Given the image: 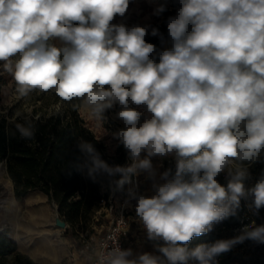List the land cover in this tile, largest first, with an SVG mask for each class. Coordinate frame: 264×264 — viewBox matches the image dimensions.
<instances>
[{
    "label": "clouds",
    "instance_id": "1",
    "mask_svg": "<svg viewBox=\"0 0 264 264\" xmlns=\"http://www.w3.org/2000/svg\"><path fill=\"white\" fill-rule=\"evenodd\" d=\"M174 2L165 37L151 24L113 23L130 0H0V62L20 97L54 91L102 125L118 109L123 127L112 135L128 162L110 164L80 138V167L93 180L119 177L115 189L125 205L135 201L155 251L117 242L97 264H217L245 241L264 244V224L253 222L232 238L188 247L236 215L242 200L254 214L264 208V175L246 185L264 157V0ZM165 11L159 3L152 15ZM154 159L174 165L161 172ZM141 175L150 193L139 190Z\"/></svg>",
    "mask_w": 264,
    "mask_h": 264
},
{
    "label": "rangeland",
    "instance_id": "2",
    "mask_svg": "<svg viewBox=\"0 0 264 264\" xmlns=\"http://www.w3.org/2000/svg\"><path fill=\"white\" fill-rule=\"evenodd\" d=\"M159 3H166L167 8L175 9L176 13L177 5L174 0H130L126 14L123 17L117 16L113 23L124 24L128 27L151 24L158 26L161 31H167L166 20L169 16L167 17L165 12L159 17L152 15ZM160 46L159 40L157 47ZM0 85L2 87L0 112L7 113L10 110H14L15 113L21 110L30 112L39 106L47 112H57L68 103L57 96L54 91L46 92L49 96L44 98H41L43 93L38 91H34L28 97H20L16 91V82L12 74L3 68V62H0ZM117 110H109L106 113L109 118L108 122L102 125L90 117L81 102L79 104V111L89 122L98 138L106 144L107 152L115 157L123 156L119 164L124 165L128 162L127 151L112 135L123 127L122 122L115 119ZM153 163L161 172L174 165L171 159L163 161L154 159ZM249 171L251 176L246 185L251 187L264 175V157L254 163ZM139 178L142 181L140 191L150 193L151 182L147 181L143 175ZM218 180L221 184L227 183L223 174L218 177ZM111 193L112 189L108 200L102 202L99 210L83 226L71 228L68 223L62 226L58 224V219H63L58 214L57 205L50 201L43 192L32 190L26 196L17 199L12 181L6 169L2 167L0 171V229L8 228L9 235L18 243V249L38 264H85L97 239L117 213L123 212L130 220L133 219L131 223L134 228L144 231L135 218V201L131 205H125V192L116 190L115 198L111 197ZM253 222L256 225L264 224V208H261L258 214H254L248 210L242 200L241 208L236 215L217 224L210 233L193 238L188 247L194 248L202 243L211 244L217 240L232 238L244 226L251 227ZM11 258L12 255H9L5 261ZM3 260L0 258V263ZM216 260L217 264H264V244L245 241L218 256Z\"/></svg>",
    "mask_w": 264,
    "mask_h": 264
},
{
    "label": "trees",
    "instance_id": "3",
    "mask_svg": "<svg viewBox=\"0 0 264 264\" xmlns=\"http://www.w3.org/2000/svg\"><path fill=\"white\" fill-rule=\"evenodd\" d=\"M165 14L175 15V9L167 8ZM161 33L167 36L166 30ZM146 40L157 45L160 39L149 35ZM1 88L0 85V93ZM48 96L43 93L41 98ZM79 104V100L73 99L57 112H47L42 106L30 112H0V171L2 167L6 169L15 197L21 199L32 190L43 192L57 205L59 216L71 228L83 226L95 215L115 188L113 180L119 178H90L80 167L78 140L92 142L110 164H119L123 157L107 152L106 144L79 111ZM29 127L34 130V136L25 139L22 130ZM9 255L11 260L5 261ZM0 258L4 259L0 264H38L18 249L8 228L0 229Z\"/></svg>",
    "mask_w": 264,
    "mask_h": 264
},
{
    "label": "built area",
    "instance_id": "4",
    "mask_svg": "<svg viewBox=\"0 0 264 264\" xmlns=\"http://www.w3.org/2000/svg\"><path fill=\"white\" fill-rule=\"evenodd\" d=\"M138 182L140 190V178L138 179ZM114 195L115 188H112L111 197L115 198ZM129 233L130 219L123 212L117 213L109 222L108 226L103 230V233L97 239L95 247L93 248V251L91 253L89 264H97L98 253L110 249L111 247L115 246L117 242L122 248H126Z\"/></svg>",
    "mask_w": 264,
    "mask_h": 264
},
{
    "label": "crops",
    "instance_id": "5",
    "mask_svg": "<svg viewBox=\"0 0 264 264\" xmlns=\"http://www.w3.org/2000/svg\"><path fill=\"white\" fill-rule=\"evenodd\" d=\"M142 188V181H141ZM130 220V233L126 244V248H132L135 253L140 252H154L153 242L149 241L146 237L145 231H138L137 228L132 226ZM91 254L88 256V260L85 264H89Z\"/></svg>",
    "mask_w": 264,
    "mask_h": 264
},
{
    "label": "water",
    "instance_id": "6",
    "mask_svg": "<svg viewBox=\"0 0 264 264\" xmlns=\"http://www.w3.org/2000/svg\"><path fill=\"white\" fill-rule=\"evenodd\" d=\"M58 224H60L62 226H65L66 225V222L64 220L58 219Z\"/></svg>",
    "mask_w": 264,
    "mask_h": 264
}]
</instances>
